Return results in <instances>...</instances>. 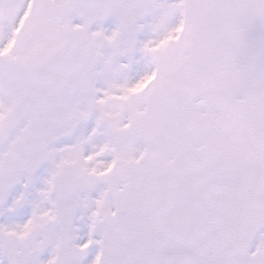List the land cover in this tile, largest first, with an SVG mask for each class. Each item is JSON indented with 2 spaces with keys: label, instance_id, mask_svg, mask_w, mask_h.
I'll return each mask as SVG.
<instances>
[{
  "label": "snow or ice",
  "instance_id": "snow-or-ice-1",
  "mask_svg": "<svg viewBox=\"0 0 264 264\" xmlns=\"http://www.w3.org/2000/svg\"><path fill=\"white\" fill-rule=\"evenodd\" d=\"M0 264H264V0H0Z\"/></svg>",
  "mask_w": 264,
  "mask_h": 264
}]
</instances>
